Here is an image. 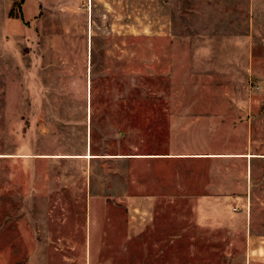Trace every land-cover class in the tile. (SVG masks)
<instances>
[{
  "label": "rangeland",
  "instance_id": "obj_1",
  "mask_svg": "<svg viewBox=\"0 0 264 264\" xmlns=\"http://www.w3.org/2000/svg\"><path fill=\"white\" fill-rule=\"evenodd\" d=\"M250 153L264 0H0V264H246L264 158L114 156Z\"/></svg>",
  "mask_w": 264,
  "mask_h": 264
},
{
  "label": "crops",
  "instance_id": "obj_2",
  "mask_svg": "<svg viewBox=\"0 0 264 264\" xmlns=\"http://www.w3.org/2000/svg\"><path fill=\"white\" fill-rule=\"evenodd\" d=\"M213 155V156H212ZM117 158H131L132 160H148L151 159H169V158H190V157H209V158H221V157H230V158H247L250 162V171H252V160L264 158V155H251L244 154V155H217V154H210V155H156V154H138V155H131L129 157L125 156H114ZM261 202V200H259ZM252 205V200L249 199L246 201L245 206L248 209ZM260 206V205H258ZM249 213V212H248ZM247 213V214H248ZM245 225V259L246 264H264V221L261 217H256L250 213L244 217Z\"/></svg>",
  "mask_w": 264,
  "mask_h": 264
},
{
  "label": "built area",
  "instance_id": "obj_3",
  "mask_svg": "<svg viewBox=\"0 0 264 264\" xmlns=\"http://www.w3.org/2000/svg\"><path fill=\"white\" fill-rule=\"evenodd\" d=\"M234 209H237V208H234Z\"/></svg>",
  "mask_w": 264,
  "mask_h": 264
}]
</instances>
